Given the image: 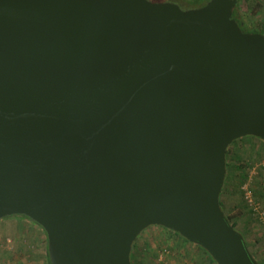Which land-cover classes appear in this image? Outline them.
I'll return each instance as SVG.
<instances>
[{
    "label": "water",
    "instance_id": "water-1",
    "mask_svg": "<svg viewBox=\"0 0 264 264\" xmlns=\"http://www.w3.org/2000/svg\"><path fill=\"white\" fill-rule=\"evenodd\" d=\"M238 0H0V218L49 264H132L161 225L262 264L220 205L228 146L264 140V34Z\"/></svg>",
    "mask_w": 264,
    "mask_h": 264
},
{
    "label": "rangeland",
    "instance_id": "rangeland-1",
    "mask_svg": "<svg viewBox=\"0 0 264 264\" xmlns=\"http://www.w3.org/2000/svg\"><path fill=\"white\" fill-rule=\"evenodd\" d=\"M258 1L260 6L256 4ZM252 5L254 8L245 14L247 4L243 2L240 11L246 19L251 20H247L249 28H260L263 31L264 0H252ZM226 160L232 173L229 175L226 170L220 194L223 210L244 234L253 256L264 263V214H260L264 212V141L254 136L238 138L229 145ZM241 168L247 173L243 182H239L238 176ZM245 186L251 191L252 204L245 197ZM10 217L0 218V264H37L32 258L26 260L14 248L24 241H27L26 246L32 245L33 241L28 238L23 240L21 234H35V229L40 231L46 241L44 230L28 218L25 220L30 221L31 227H23L18 221H22L24 216ZM131 253L132 264H216L197 244L161 225H151L144 229L134 241Z\"/></svg>",
    "mask_w": 264,
    "mask_h": 264
},
{
    "label": "trees",
    "instance_id": "trees-1",
    "mask_svg": "<svg viewBox=\"0 0 264 264\" xmlns=\"http://www.w3.org/2000/svg\"><path fill=\"white\" fill-rule=\"evenodd\" d=\"M155 1H174L176 3H178L182 8H192V7H199V6H202L204 5L208 0H155ZM246 3L247 4V10L244 11L245 14H247V11L249 10H252L254 7L252 5V0H238V3L237 5L235 6L234 10H233V17H235V19L237 20L239 26L241 27L242 30L244 31H248V32H263L264 33V30H260V28H249L248 27V22L243 14L241 13L242 11L241 10V3ZM257 6H260L261 3H256ZM249 21V20H248ZM251 22V20L249 21ZM248 136H252V135H248ZM256 137V136H254ZM259 138V137H258ZM260 140L264 141L263 139L259 138ZM229 148V146H228ZM228 148H227V152H228ZM227 152H226V158H227ZM226 167H227V173L230 175V172L232 173V171H230L229 169V162L228 160H226ZM238 169V168H237ZM234 174V173H233ZM239 176V182H243L245 179H246V176H247V173H245L242 168L240 169V174L238 175ZM220 205L223 209V206H222V201L220 199ZM10 216H24L28 219H30L29 217L25 216V215H21V214H14V215H9ZM227 218L229 219V221L231 222V224L236 228V225L235 223L231 220V218L226 214ZM5 217H8V216H5ZM3 217V218H5ZM11 218V217H10ZM31 220V219H30ZM32 221V220H31ZM36 223V222H35ZM37 224V223H36ZM43 229V228H42ZM237 229V228H236ZM175 232V231H173ZM176 234L180 235L179 233L175 232ZM244 235V234H243ZM44 236H45V239H46V251H47V264H49V257H48V250H47V236H46V233L44 231ZM181 236V235H180ZM245 238V236H244ZM199 246V245H198ZM201 249H203L201 246H199ZM23 248V247H22ZM22 248H21V245H17L16 248H14V250L17 252V253H21L22 251ZM27 249H28V246H27ZM206 253L207 251L205 249H203ZM7 251V250H5ZM208 254V253H207ZM209 255V254H208ZM210 256V255H209ZM133 255L131 253V259H132ZM211 260L213 262H215L213 260V258L210 256ZM261 262V261H259ZM216 263V262H215ZM262 264H264L263 262H261ZM217 264V263H216Z\"/></svg>",
    "mask_w": 264,
    "mask_h": 264
},
{
    "label": "crops",
    "instance_id": "crops-1",
    "mask_svg": "<svg viewBox=\"0 0 264 264\" xmlns=\"http://www.w3.org/2000/svg\"><path fill=\"white\" fill-rule=\"evenodd\" d=\"M22 218H24V219H22V221H18V222H21L23 227H24V225H27V226L32 225L30 223V221L26 222V220H25L26 217H22ZM13 220H14V218H13ZM16 222H17V220H16ZM29 230H33V229H29ZM36 230L37 229L33 230L35 234H28V233L21 234L23 240H26V238H28V239H31L33 241L32 245H28V249L26 246L27 241H24L23 243L21 242L22 243V244H20L21 248L23 247L22 251H21V255L23 257H26L25 258L26 260H28V259L31 260V258H32L34 263L47 264L48 262H47L46 243L43 246V243L46 241L43 240V237H42L40 231H36ZM30 248H32V249H30ZM36 259H37V261H35Z\"/></svg>",
    "mask_w": 264,
    "mask_h": 264
},
{
    "label": "built area",
    "instance_id": "built-area-1",
    "mask_svg": "<svg viewBox=\"0 0 264 264\" xmlns=\"http://www.w3.org/2000/svg\"><path fill=\"white\" fill-rule=\"evenodd\" d=\"M245 189V197L247 198V200H248V202L250 203V204H252L251 202H253V199H252V194H251V191L249 192L248 190H247V188H246V186L244 187ZM260 214H261V216L264 214V212L263 211H261L260 212ZM3 264V263H2Z\"/></svg>",
    "mask_w": 264,
    "mask_h": 264
}]
</instances>
